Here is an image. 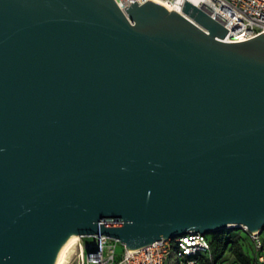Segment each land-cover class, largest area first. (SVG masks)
Listing matches in <instances>:
<instances>
[{
	"label": "water",
	"instance_id": "1",
	"mask_svg": "<svg viewBox=\"0 0 264 264\" xmlns=\"http://www.w3.org/2000/svg\"><path fill=\"white\" fill-rule=\"evenodd\" d=\"M189 0H0V264L264 229V34Z\"/></svg>",
	"mask_w": 264,
	"mask_h": 264
},
{
	"label": "built area",
	"instance_id": "2",
	"mask_svg": "<svg viewBox=\"0 0 264 264\" xmlns=\"http://www.w3.org/2000/svg\"><path fill=\"white\" fill-rule=\"evenodd\" d=\"M148 0H116L122 10L137 2ZM154 1V0H152ZM182 6L185 0H161ZM229 31L222 41L240 42L264 34V0H189ZM259 263H264V242L260 233H251ZM65 264H201V256H211L212 247L207 234L190 232L174 239H162L147 247L129 250L118 239L104 234L78 236Z\"/></svg>",
	"mask_w": 264,
	"mask_h": 264
},
{
	"label": "trees",
	"instance_id": "3",
	"mask_svg": "<svg viewBox=\"0 0 264 264\" xmlns=\"http://www.w3.org/2000/svg\"><path fill=\"white\" fill-rule=\"evenodd\" d=\"M250 236V235H249ZM209 240L212 247L211 256H201V264H218L223 256L230 252L236 259L237 264H264L259 263L258 253L255 250L252 240L255 256H251L242 244V235L235 229L218 230L211 233ZM251 237V236H250ZM252 239V238H251Z\"/></svg>",
	"mask_w": 264,
	"mask_h": 264
},
{
	"label": "rangeland",
	"instance_id": "4",
	"mask_svg": "<svg viewBox=\"0 0 264 264\" xmlns=\"http://www.w3.org/2000/svg\"><path fill=\"white\" fill-rule=\"evenodd\" d=\"M230 229H235L238 230V232L242 235L243 239H242V244L245 248V250L251 255V256H255L254 253V247H253V243H252V239L249 236V234L243 229V228H239V227H231ZM209 236H211V234H209ZM260 237L264 242V229L262 230V232L260 233ZM71 249V248H70ZM69 249V250H70ZM69 251L67 253V257H68ZM67 259V258H66ZM167 264H174L170 259L168 260ZM218 264H237L236 263V259L233 256V254H231L230 252H227L223 258L219 261Z\"/></svg>",
	"mask_w": 264,
	"mask_h": 264
},
{
	"label": "bare ground",
	"instance_id": "5",
	"mask_svg": "<svg viewBox=\"0 0 264 264\" xmlns=\"http://www.w3.org/2000/svg\"><path fill=\"white\" fill-rule=\"evenodd\" d=\"M154 1L162 4L163 6L168 8L169 10L181 11V7L178 5L177 6L168 5V4L163 3L161 0H154ZM78 239H79L78 235L73 236L64 244V246L62 247V249L60 250V252L58 254V257H57L55 264H65L66 258H67V253H68V251H70L69 249L76 243V241Z\"/></svg>",
	"mask_w": 264,
	"mask_h": 264
}]
</instances>
